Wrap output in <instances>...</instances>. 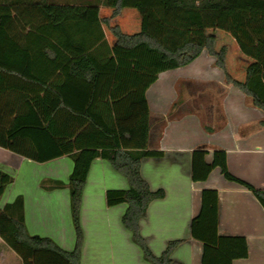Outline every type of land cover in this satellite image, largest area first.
Returning a JSON list of instances; mask_svg holds the SVG:
<instances>
[{
	"label": "crops",
	"instance_id": "0c3cea01",
	"mask_svg": "<svg viewBox=\"0 0 264 264\" xmlns=\"http://www.w3.org/2000/svg\"><path fill=\"white\" fill-rule=\"evenodd\" d=\"M103 9L112 13L113 8L102 5L100 17L109 18L112 26L118 25L126 34L141 31L143 17L148 16V32L169 48L181 45L190 34L189 27L177 29L175 18L167 19L169 29L155 33L149 17L162 18L150 8L126 7L114 18L112 14L103 16ZM233 11L224 10L218 22L206 32L215 38L216 51L226 47L228 73L235 80L245 82L247 67L256 61L257 47L241 40L232 24ZM103 26L112 47L116 37L109 31L110 36L107 26ZM16 49L3 47L4 67L20 66ZM64 52L60 53L58 66L47 57L44 63L49 71L64 72L57 81L63 85L60 95L67 100L68 108L62 110L60 117L62 129L72 131L76 127L71 120L75 113L69 108L88 101L85 100V80L67 75L69 53ZM49 53L53 58L54 52ZM34 63L26 65L34 68ZM131 81L125 80V88L128 85L132 90ZM139 85L142 86L141 80ZM34 87L35 80L26 77L10 76L0 80V138L16 136L28 147L37 146L27 136L29 129L26 128L31 123L30 118L33 120L38 115L30 104V96L34 94L30 90ZM53 95L49 94L48 99ZM145 97V101L131 103L129 117L116 118L115 122L123 148H148L163 153L145 157L141 162V173L151 188H163L166 192L164 198L150 203L147 216L140 222L141 232L152 251L161 255L169 241L181 239L172 253L171 264H203L204 243L194 238L192 221L201 212L203 191L210 189L218 192L219 234L244 236L247 240L248 256L236 258L232 264H264L263 205L249 189L228 180L220 166L214 167L206 179L201 176L205 171L203 163H213L215 151H225L226 157L219 155V159H226L232 175L264 189V111L254 106L240 88L226 81L224 71L216 66L214 56L206 50L188 65L161 72L147 87ZM124 103L119 106L120 114L125 113ZM47 145L49 140L39 141V146ZM195 150L206 151L203 163L198 156L195 159L197 178L194 177ZM73 165L69 155L39 162L0 146V171L14 177L1 197L0 207L22 196L29 233L49 237L66 251L74 249L76 240L70 191L67 187L45 189L41 182L46 179L68 182ZM128 188L126 177L108 160L102 157L93 160L82 198L81 264H151L144 259L142 250L122 223L127 204H107L108 190ZM4 243L0 237L2 249ZM12 250L9 246V251ZM4 251L0 253V260L8 263ZM17 259V264H23L19 255Z\"/></svg>",
	"mask_w": 264,
	"mask_h": 264
},
{
	"label": "trees",
	"instance_id": "16d2710c",
	"mask_svg": "<svg viewBox=\"0 0 264 264\" xmlns=\"http://www.w3.org/2000/svg\"><path fill=\"white\" fill-rule=\"evenodd\" d=\"M102 5L113 8L112 18L126 7L154 9L164 20L175 18L178 30L189 27V37L181 45L165 46L148 32V16L143 17L141 31L126 34L118 25L111 26L109 18L100 17ZM227 9L234 10L231 20L241 40L257 47L256 61L247 67L245 82L235 80L228 73L226 47L216 51L215 38L206 32ZM103 25L108 26L116 37L112 47ZM6 45L10 49L17 47L18 68L3 66L6 62L2 49ZM204 50L214 56L226 81L240 88L254 106L264 111V0H0V80L10 76L34 79L30 104L38 114L33 120L30 118L31 123L26 126L28 135L22 134L30 137L32 144L37 146L28 147L24 141L11 135L0 138V146L39 162L69 155L74 163L68 182L51 179L41 182L45 189L67 187L70 191L76 236L73 250L62 249L49 237L29 233L22 196L0 207V237L21 257L23 264H81L84 244L82 198L91 164L98 157L108 160L129 182L128 189L108 190L107 204H127L122 223L131 232L144 259L151 264L172 263V253L182 240L169 241L162 254L156 255L140 226L150 203L166 195L163 188H151L141 173V162L145 157L163 153L148 148H123L115 119L129 117L132 102L145 101L147 87L158 79L161 72L188 65ZM49 51L54 52L53 58ZM64 51L70 55L67 75L85 80V100L88 101L69 108L75 113L71 120L76 127L72 131L62 129L60 117L62 110L68 108L67 100L60 95L63 85L57 81L64 72L49 71L44 63L47 57L58 66L60 53ZM32 61L36 67L28 68L26 64ZM125 80H132V90L128 85L125 88ZM49 94H54L52 99H48ZM123 102L126 109L120 114L119 106ZM42 139L49 140V146H39ZM205 154V150L194 152L196 178L195 159L198 156L202 160ZM214 154L213 163L202 160L205 171L201 176L206 179L214 167L220 166L228 180L249 189L264 207V189L232 175L226 159H219V155L226 157L225 151H215ZM13 181V176L0 171V200ZM192 234L204 243L203 264H232L234 259L248 256L244 236L219 234L216 190L203 191L202 209L192 221Z\"/></svg>",
	"mask_w": 264,
	"mask_h": 264
},
{
	"label": "rangeland",
	"instance_id": "374dc122",
	"mask_svg": "<svg viewBox=\"0 0 264 264\" xmlns=\"http://www.w3.org/2000/svg\"><path fill=\"white\" fill-rule=\"evenodd\" d=\"M150 10H154V9H150ZM150 13L154 14L153 12H150ZM102 14H103V16H106L107 14H112V13H111V11H108L107 9H103ZM124 19L127 20L128 18L124 17ZM149 22L151 23V27L155 33H157L158 31H161L162 29L163 30L169 29V26H170V25L168 26V24H170V22L168 20H166V19L160 20L159 18L155 19L153 16L149 17ZM171 26H172V22H171ZM106 29H107L108 34L111 36L110 28L107 26ZM2 245L4 246L5 251L0 246V253L4 251L5 258H7L8 263H6V261L1 262V260H0V264H17V261H18L17 256L18 255L13 250L9 251V246L6 243H4ZM6 255H8L9 258ZM11 256H14V258Z\"/></svg>",
	"mask_w": 264,
	"mask_h": 264
}]
</instances>
